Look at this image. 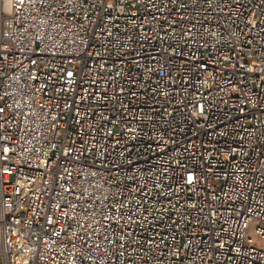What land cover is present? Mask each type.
<instances>
[{
  "label": "built area",
  "instance_id": "1",
  "mask_svg": "<svg viewBox=\"0 0 264 264\" xmlns=\"http://www.w3.org/2000/svg\"><path fill=\"white\" fill-rule=\"evenodd\" d=\"M252 222L264 0H0V264H264Z\"/></svg>",
  "mask_w": 264,
  "mask_h": 264
},
{
  "label": "rangeland",
  "instance_id": "2",
  "mask_svg": "<svg viewBox=\"0 0 264 264\" xmlns=\"http://www.w3.org/2000/svg\"><path fill=\"white\" fill-rule=\"evenodd\" d=\"M256 222H252L248 228L247 236L254 238L256 241L257 246H262L264 244V241H262L261 236L256 232Z\"/></svg>",
  "mask_w": 264,
  "mask_h": 264
},
{
  "label": "snow or ice",
  "instance_id": "3",
  "mask_svg": "<svg viewBox=\"0 0 264 264\" xmlns=\"http://www.w3.org/2000/svg\"><path fill=\"white\" fill-rule=\"evenodd\" d=\"M34 62V61H33Z\"/></svg>",
  "mask_w": 264,
  "mask_h": 264
}]
</instances>
